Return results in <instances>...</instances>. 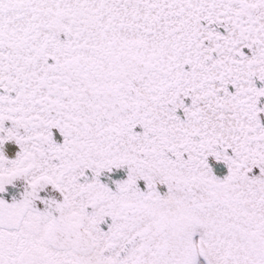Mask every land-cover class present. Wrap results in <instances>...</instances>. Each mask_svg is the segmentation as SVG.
Wrapping results in <instances>:
<instances>
[{"label": "snow or ice", "instance_id": "6c2138e0", "mask_svg": "<svg viewBox=\"0 0 264 264\" xmlns=\"http://www.w3.org/2000/svg\"><path fill=\"white\" fill-rule=\"evenodd\" d=\"M0 264H264V0H0Z\"/></svg>", "mask_w": 264, "mask_h": 264}]
</instances>
